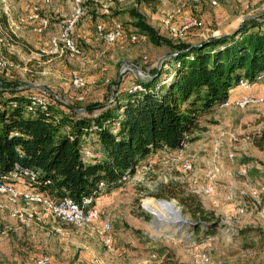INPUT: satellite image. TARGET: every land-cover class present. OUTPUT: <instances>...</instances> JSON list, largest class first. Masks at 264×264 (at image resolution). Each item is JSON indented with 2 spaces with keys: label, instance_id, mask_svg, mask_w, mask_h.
I'll list each match as a JSON object with an SVG mask.
<instances>
[{
  "label": "rangeland",
  "instance_id": "1",
  "mask_svg": "<svg viewBox=\"0 0 264 264\" xmlns=\"http://www.w3.org/2000/svg\"><path fill=\"white\" fill-rule=\"evenodd\" d=\"M82 1L84 13L67 36L77 49V53L71 54L62 33L73 17L74 0H0V37L15 25L16 33L11 32L18 39L16 44L0 43V79L15 84L16 88L35 89L33 93L48 100L54 98L59 105L74 109L93 106L92 115L101 110L100 105L110 104L117 90L150 75L153 68H160L170 58L174 52L164 41L173 45L198 43L210 36L229 33L242 18L264 11V0H217L218 6L211 5L210 0H163L155 8L138 0ZM22 4L30 12L20 10ZM103 5H108L107 16L100 13ZM131 7L136 10L134 16L127 13ZM175 8L181 12L175 16L174 24L180 16H194L200 25L172 36L160 18ZM27 14L36 17L27 18ZM94 16L102 20V27L103 19L108 23L114 16L127 34L132 31H127L125 24L133 27L137 20L146 22L156 30L158 43L136 30L135 42H130L127 36L125 41L108 45L98 36L94 22L88 25L90 34L83 37L85 23L88 19L94 21ZM42 18L46 24L37 31L38 20ZM23 30L25 34H20ZM165 55L169 56L159 63ZM126 62L141 70L135 72ZM74 74L84 78V86L72 85ZM233 88L226 106H217L199 119L200 129L192 135L194 141L180 150L148 154L130 179L102 191L103 208H96L97 217L83 227L63 224L42 210L29 215L30 208L22 201L11 202L0 195V264H34V258L40 254L47 255L51 264H91L94 258L103 264H138L143 259L148 264H167L162 258L151 257L159 254L158 249L172 254L177 264H264V215L247 195L250 185L264 184V148L252 144V138L264 129V77L248 86ZM248 97L255 101L242 107L235 104ZM82 108L76 112L88 114ZM86 148H92L89 142ZM184 161L190 163L188 171L181 167ZM214 167L217 172L209 179ZM242 168L246 169L245 175L239 173ZM208 184L212 192L205 194L203 190ZM185 192L195 194L217 219L212 237L204 239L193 234L197 219L180 202ZM163 200L171 202L180 212L179 219L192 224H170L163 219L165 214L152 212ZM241 202L246 204L245 212L237 215L233 205ZM260 204L264 205V194ZM106 220L112 238L109 247L102 243L98 232ZM197 252L205 253L208 261L200 262Z\"/></svg>",
  "mask_w": 264,
  "mask_h": 264
},
{
  "label": "trees",
  "instance_id": "2",
  "mask_svg": "<svg viewBox=\"0 0 264 264\" xmlns=\"http://www.w3.org/2000/svg\"><path fill=\"white\" fill-rule=\"evenodd\" d=\"M138 2L155 8L159 0ZM127 13L134 16L136 10L131 7ZM132 25L158 43L152 26L141 20ZM7 36L9 44L17 43L11 30ZM164 44L174 54L153 68L150 78L136 80L141 89L117 90L116 98L94 115L93 106L83 107L88 113L83 115L54 98L45 107L31 105L27 89L0 79V175L15 166L31 170L36 177L28 181L30 186L79 202L99 182L105 185L103 192L120 186L124 173L134 174L148 154L182 149L195 140L199 119L225 101L240 79L252 83L264 73V11L242 18L229 33L193 44ZM88 142L91 149H85ZM252 144L264 148V129ZM180 202L197 219L193 234L212 237L217 229L213 213L195 194L185 192ZM158 252L156 258L177 264L168 251Z\"/></svg>",
  "mask_w": 264,
  "mask_h": 264
},
{
  "label": "built area",
  "instance_id": "3",
  "mask_svg": "<svg viewBox=\"0 0 264 264\" xmlns=\"http://www.w3.org/2000/svg\"><path fill=\"white\" fill-rule=\"evenodd\" d=\"M44 2H48V0H43ZM75 5L73 7V17L71 20H68V22L64 25L62 36L65 39V42L67 43L68 50L71 54L77 53V49L74 47L73 43L67 38L68 33L71 32L75 22L77 21V18L83 15L84 9L81 7L80 3L81 0H74ZM159 2H163V0H159ZM210 4L214 6H218L217 0H210ZM136 6V3H134ZM35 9V8H34ZM102 13L108 14L109 8L108 5H103L101 9ZM181 9L175 8L174 10L170 12H166L164 16L160 18V22L165 27L168 32L172 36H180L182 33L185 32V30L199 26L200 22L198 19H196L194 16H187L177 22V24H174V18L178 14H180ZM6 14V13H5ZM36 17L35 14H30L29 18ZM46 24L45 19H39L37 23V31H40L42 27H44ZM97 34L98 36L104 41L105 44L112 45L116 41H122L125 40L128 36V40L130 42H135L138 39V34L134 31L129 32L127 34L124 31V27L121 25L119 21H112V24L108 28L102 27V24H96ZM12 31V30H11ZM0 43L1 44H9V37L7 34L0 37ZM52 43L55 44V39L52 40ZM56 45V44H55ZM145 58V57H143ZM2 58H0V66L2 65ZM144 76V75H143ZM264 77V73H260L256 75L255 80L253 82L261 80V78ZM150 78V75L147 74L146 77H143V79ZM252 82V83H253ZM71 83L74 87H82L85 85V80L82 76L74 74ZM251 82H249L246 79H240L238 82V85L241 87L250 85ZM132 89H141L140 85L134 83L130 85ZM20 89V88H16ZM78 99L80 100L81 97L79 96ZM30 100L31 105H39L40 107H45V104L49 101L46 96H42L39 94L31 93L30 94ZM254 98H242V100H238L235 102L238 106H243L246 103L254 102ZM228 100L223 101L219 104V106H226L228 104ZM85 154L90 156L91 153L89 151H85ZM229 159L232 160L233 155L232 153L228 154ZM183 170L188 171L190 169V163L188 161H184L181 165ZM245 168H242V170L239 172L242 175H245ZM217 172V168L214 167L213 170L209 173L208 177L209 179H213L215 173ZM36 177V173L23 169L18 168L15 166V168L11 171H8L5 174L0 175V195L6 197L9 201L14 202L16 200H20L23 202L24 206L30 208L29 215H37L38 211H43L44 213L48 214L53 218L54 220H58L63 224L71 225L75 228L83 227L92 221L97 217V209L95 207V200L98 195L102 193L104 190V183L99 182L97 184V188L94 189L91 193L88 195H84L81 197L79 202H75L69 197H62V198H53L49 195H46L38 190H36L34 187L30 186L28 181H33ZM131 178L130 172L127 170L123 177L122 181L125 182L126 180ZM20 185V186H19ZM203 192L205 194H209L212 192V186L211 184H208ZM262 194H264V184H257L254 186H249L247 190V195L259 205V212L264 215V205L260 204V199ZM245 206L246 204L243 202L234 204L233 205V211L235 214L240 215L245 212ZM0 204V208H1ZM110 231V223L108 220H106L103 223V226L101 227V230L98 231L102 243L109 247L112 238L109 233ZM2 240V233L0 232V242ZM198 260L200 262H207L208 257L205 253H199L196 254ZM152 258H156L155 254H151ZM34 264H51V260L47 255H37L34 258ZM91 264H103L98 259L94 258L92 260Z\"/></svg>",
  "mask_w": 264,
  "mask_h": 264
},
{
  "label": "crops",
  "instance_id": "4",
  "mask_svg": "<svg viewBox=\"0 0 264 264\" xmlns=\"http://www.w3.org/2000/svg\"><path fill=\"white\" fill-rule=\"evenodd\" d=\"M82 1V0H81ZM243 1V0H242ZM83 2V1H82ZM23 6H25V4L23 5H21L20 6V10H22V11H25V9H26V11L28 10V12H30V9H28V6H25V7H23ZM185 12V11H184ZM100 13H102V11L100 12ZM184 14V13H183ZM182 15V14H181ZM27 16V18H28V16H29V14H27L26 15ZM86 16L88 17L89 15H87V13H86ZM92 16V15H91ZM90 16V17H91ZM105 16H107V15H105ZM24 17V16H23ZM22 18V17H21ZM25 18V17H24ZM94 21L92 20V19H88L89 21L88 22H86L85 23V26H87V27H85L86 29L85 30H82L84 33H83V37H86V36H88L89 34H90V32H89V30H88V25L90 26V24H93L92 22H94V23H97V24H100L101 22H102V20L101 19H97L96 18V16H94ZM183 18H185L184 16L182 17V16H180V17H178V22L180 21V20H182ZM114 19H116V18H114V17H110V21L112 22V21H114ZM101 20V21H100ZM27 21V20H26ZM100 22V23H99ZM111 22H105V20L103 19V26L104 27H107V26H109V23H111ZM90 23V24H89ZM105 23H107L106 25H105ZM102 24V23H101ZM14 28H16L17 29V27L14 25L13 26ZM12 26H11V30L13 31V33L15 34L16 32H15V30H14V28H13ZM81 27H83V24H82V26ZM125 27H127V31H133L135 28L134 27H131V24L129 23V24H125ZM20 34H25V32H24V30L23 31H21L20 32ZM27 35V34H26ZM122 41H125V40H122ZM48 42V41H47ZM121 42V41H120ZM129 80V79H128ZM132 82H133V80H131ZM37 86H41V84H37ZM234 89V88H233ZM119 90H122V89H119ZM27 91H29L30 93H33V92H35V89L34 90H32V88H29V89H27ZM231 91H232V89L229 91V95H228V98H229V96L231 95L230 93H231ZM25 92V91H24ZM66 106V105H65ZM71 109H74V108H72L71 107ZM84 110V108H82V111ZM76 111V110H75ZM20 186V185H19ZM103 194H101V196H99L98 197V199L96 200V204H95V206H96V208L98 209V210H100V209H102L103 208ZM102 200V201H101ZM140 262L138 263V264H148L147 263V260H139Z\"/></svg>",
  "mask_w": 264,
  "mask_h": 264
},
{
  "label": "bare ground",
  "instance_id": "5",
  "mask_svg": "<svg viewBox=\"0 0 264 264\" xmlns=\"http://www.w3.org/2000/svg\"><path fill=\"white\" fill-rule=\"evenodd\" d=\"M153 210H152V212L158 213V215H160L161 213L163 215L165 214V217L163 219L165 221H167V222L168 221H179V223H180L181 220H183V219H179L178 218L180 216L178 214V211H175L173 207H171L170 205L166 204L165 202L159 203L156 207L154 206ZM167 210L169 212H171V214H168Z\"/></svg>",
  "mask_w": 264,
  "mask_h": 264
},
{
  "label": "water",
  "instance_id": "6",
  "mask_svg": "<svg viewBox=\"0 0 264 264\" xmlns=\"http://www.w3.org/2000/svg\"><path fill=\"white\" fill-rule=\"evenodd\" d=\"M242 20V19H241ZM238 26V25H237ZM236 26V27H237ZM210 37H213V36H210ZM174 53H171V55H173ZM169 55H165V56H163V57H161L160 58V60H159V63H161L165 58H167ZM126 64L129 66V67H131L135 72H136V70H141L138 66H136V65H134V64H131V63H129V62H126ZM39 88H43L42 86H38ZM81 108H77V109H75V110H80ZM162 202H165L166 204H168V205H170L171 207H173L174 208V205L171 203V202H169V201H165V200H163ZM174 210L175 211H178L176 208H174ZM151 213V212H150ZM178 214H180V212L178 211ZM154 217H155V219L156 220H159V218L157 217V216H155L154 215ZM177 222H179V221H168L167 223H177ZM181 224H192L191 222H189V221H186L185 219H183V220H181V222H180Z\"/></svg>",
  "mask_w": 264,
  "mask_h": 264
}]
</instances>
